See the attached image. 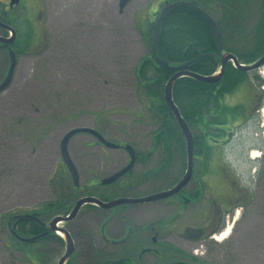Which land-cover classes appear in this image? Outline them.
I'll return each instance as SVG.
<instances>
[{
	"label": "rangeland",
	"instance_id": "rangeland-1",
	"mask_svg": "<svg viewBox=\"0 0 264 264\" xmlns=\"http://www.w3.org/2000/svg\"><path fill=\"white\" fill-rule=\"evenodd\" d=\"M43 1L47 6L52 50L32 60L31 80L26 87L0 97V238L9 240L6 226L9 216L27 211L45 213L43 220L49 225L54 217L71 211L78 198L100 194L102 189L95 190L90 182L108 178L126 161L124 151L108 148L90 134H76L69 142V154L80 176L79 187L75 188L61 157L60 143L66 133L75 128H92L108 141L127 142L148 151L152 135L159 127L148 109L149 104L141 96L137 68L150 54L148 29L156 22L164 0H132L122 13L120 0ZM262 10L263 0H252L251 27ZM262 71L257 75L264 81ZM231 96L224 98L228 106L232 104ZM236 140L224 152L238 166L242 181L253 188V199L236 208L233 217L226 218L220 232L214 234L230 227L226 240L206 241V256L212 264H264V191L256 185L258 172L264 165L263 162L260 166L258 160L264 156L259 149L251 148L250 151L260 156L250 158ZM256 142L249 138L244 140V145L250 148ZM180 168L175 162L167 171L170 177L165 181L169 183L151 182L149 188L140 185L136 192L142 194L151 188L171 185L170 180L181 175ZM194 174L196 179H202L199 168ZM205 179L201 201L178 208L182 213L186 211L187 222L192 226L199 225L205 205H211L210 184L217 185L210 172ZM112 192L119 195L120 190ZM124 194L134 196L132 192ZM56 202L60 204L59 210L48 208V204ZM160 204L136 208L145 211L159 208L156 219L162 220L175 207L170 206V200ZM107 213L84 206L73 220L59 223L70 232L75 243L74 255L66 264L106 263L109 249L99 232ZM140 223H146V219ZM174 241L184 251L189 248V243L171 238L172 246ZM201 243H193L192 250L202 251ZM65 247V242L51 240L14 249L13 253L16 259H26L25 253H30L39 256L42 264H57ZM201 251L198 257H204ZM7 259L8 250L1 241L0 260Z\"/></svg>",
	"mask_w": 264,
	"mask_h": 264
},
{
	"label": "flooded vegetation",
	"instance_id": "flooded-vegetation-1",
	"mask_svg": "<svg viewBox=\"0 0 264 264\" xmlns=\"http://www.w3.org/2000/svg\"><path fill=\"white\" fill-rule=\"evenodd\" d=\"M166 2L168 1L164 0L163 5ZM46 9L47 6L43 0H0V97L8 91H15L22 86L26 87L31 80L32 60L47 51L51 52V35L47 26L49 20ZM229 63L233 64L231 61L227 64ZM260 72L261 70L246 72L248 79L232 94H229L233 96H231L232 101L230 100L232 104L226 105L230 108V112L227 114V122L217 126V132L212 134L206 132L207 138L204 142H198L194 137L193 176L190 182L179 192L163 200L139 204L127 203L111 209L91 205L95 210L100 209L108 212L101 220L99 232L103 244L109 249L106 255V263H213L206 256L208 251L206 241L209 238H214V234L220 232L226 218L231 219L236 208H242V206L249 204L254 194L253 188L242 181L243 175L238 174V166L233 163L232 159L226 157L224 151L234 139H237V144L243 146L242 150L250 158H255L253 157L254 152L250 151L251 148L259 149L264 156V81L257 75ZM25 114H27L26 110ZM249 138L257 141L250 148L244 145V140ZM151 141L152 146L148 151H141L135 145L127 142H115L119 147L111 149L124 151L127 158L125 163L111 175L127 166L131 161V154L126 149L127 145H131L134 149L135 164L126 174L111 184L103 185V178L93 179L90 186L94 187L95 190L102 189L100 192L105 194L106 200L97 192L93 193V196L108 202L119 198H143L174 188L185 175L187 153L185 152L184 157L180 152L172 150L173 157L169 158L168 163H165L167 153L159 145L154 148V135H152ZM209 145L214 149L211 158H209L206 148ZM262 159L263 157L258 160L260 166ZM150 161H153V164H150ZM175 162L181 165V175L170 180L171 185L167 184L163 189L157 190L151 188L142 194L136 192L140 185H146L149 188L151 182L169 183L165 181L170 177V172L167 171L171 170ZM197 168L200 169V178H202L200 180L196 179L194 174ZM219 171L221 175L218 177ZM209 172L212 178L217 179V185L210 184L212 188L210 193L211 205H205L199 225L192 226L187 222L186 211L182 213L180 210L178 211V208L201 201L202 183L207 181L205 178ZM204 175L206 177H203ZM114 190H120L119 195L112 192ZM126 192H132L134 196H127L124 194ZM108 193L111 195H107ZM164 200H170L172 202L170 206L175 208L162 220L156 219L159 208H153L154 210L148 208L146 211L136 208L145 205L153 207L155 203L161 205L160 202ZM69 212L65 213V216ZM44 215L45 213L27 211L11 215L8 218L5 217V219L7 218L6 226L10 240L0 238V242L2 241V247L8 250L9 259L0 260V263H43L38 260L39 256H32L30 253H25L26 259H16L13 252H15L14 249H21L26 245L41 244L52 240V235H56L57 232L52 231L47 222L43 220ZM143 219H146V223L140 225ZM59 227L64 228V226ZM171 238L172 241L181 239L189 243V248L184 251L183 248L179 247L177 241L173 242L176 246H172ZM199 241H202L201 248L203 250L196 249L194 252L192 244ZM64 242L65 240L62 238L60 244ZM73 244L75 252L74 240ZM199 251L204 254V257H198ZM169 254H171V258ZM186 257L188 260L185 259Z\"/></svg>",
	"mask_w": 264,
	"mask_h": 264
},
{
	"label": "trees",
	"instance_id": "trees-1",
	"mask_svg": "<svg viewBox=\"0 0 264 264\" xmlns=\"http://www.w3.org/2000/svg\"><path fill=\"white\" fill-rule=\"evenodd\" d=\"M175 2L180 0H167ZM196 4L215 20L223 41V51L209 24L194 9L176 7L165 18L157 47V55L170 66L184 64L199 55L190 70L202 75H214L225 53L234 54L240 63L251 64L264 54V7L255 25L251 27L252 0H181ZM159 14H157L158 17ZM155 23L148 29L151 38L150 54L137 68L141 96L149 104V110L159 127L154 131V148L164 149L166 161L173 157L171 151L185 157L186 144L179 126L164 100L165 87L174 72L152 61V38ZM248 79L245 71L227 64L222 78L215 83L201 82L192 77H181L174 83L173 99L180 113L198 142L206 140L205 133L217 132V126L225 124L230 108L224 103L225 96L232 94ZM197 130V133H194ZM211 157L213 147H206ZM200 149V148H198ZM264 157L262 159V165ZM262 167V166H261ZM258 172L257 189L264 191V165ZM100 196L106 200L105 194ZM94 194H88L93 196ZM79 199V198H78ZM60 204H48L51 210H59ZM61 208V207H60ZM66 212L68 211L65 210ZM52 240L62 242L53 234ZM129 264V263H106ZM132 264V263H130Z\"/></svg>",
	"mask_w": 264,
	"mask_h": 264
},
{
	"label": "water",
	"instance_id": "water-1",
	"mask_svg": "<svg viewBox=\"0 0 264 264\" xmlns=\"http://www.w3.org/2000/svg\"><path fill=\"white\" fill-rule=\"evenodd\" d=\"M132 0H120L119 1V9L120 13L123 12V10L126 8V6L130 3ZM264 4V0H263ZM180 6H187L192 9H194L200 16L203 17V19L209 24L210 28L213 31V34L216 38V41L219 46V50H223V41L222 36L220 34V31L217 27V24L215 20L209 15L206 11H204L202 8L198 7L196 4L188 1H175V2H166L162 10L160 11V14L155 22L154 30H153V38H152V61L160 66L166 67L174 72L172 77L169 79V81L166 84L165 92H164V100L167 104L168 108L171 110L179 129L184 137L185 144H186V153H187V169L185 172L184 177L182 180L172 189L163 191L160 193H156L150 196H146L143 198H119L114 199L112 201L105 202L97 197L94 196H84L77 200V202L74 204L72 210L70 213L63 217V216H56L52 219L49 226L50 229L54 232H61L64 236L62 238L65 240L66 248L64 254L60 257L57 264H66L71 255L74 252V244L72 237L70 233L63 227H59L58 224L60 222H68L73 220L79 213L80 209L86 205H96L98 207H101L103 209H111L116 206H120L122 204L127 203H145V202H154L158 200H163L165 198H168L177 192H179L184 186H186L193 176V166H194V136L192 133V130L188 126L187 122L182 117L179 108L174 102L173 99V86L176 80H178L181 77H192L194 79H197L201 82L206 83H215L218 82L222 76L224 75V72L226 70L227 63L229 61L233 62L234 66L237 69H240L242 71L251 72V71H257L264 67V54L256 60L254 63L249 65H244L239 62L237 57L231 53H225L221 59V67L219 69V72L214 75H202L196 72H193L190 70L191 64H193L198 58L203 57L205 55H199L195 57L194 59L181 64L177 66H170L168 62L162 60L157 55V47L158 42L161 34V28L163 25V22L167 15L169 14V11ZM5 86V85H4ZM80 133H87L92 136H94L96 139H98L104 146L108 148H118L119 145L108 141L104 138L103 135H101L97 130L92 128H75L70 130L66 135L62 138L60 143V150H61V157L62 161L67 167V170L71 176L72 182L74 187H79L80 184V176L79 172L75 166V164L72 162V159L69 154V142L73 136ZM126 149L131 154V161L127 166H125L123 169L119 170L118 172L114 173L113 175L109 176L108 178H105L102 180V184H111L115 181H117L120 177H122L124 174H126L135 164V155H134V149L131 145H127ZM59 234V233H57ZM61 236V235H60ZM33 241L34 239H29ZM184 264V263H179Z\"/></svg>",
	"mask_w": 264,
	"mask_h": 264
},
{
	"label": "bare ground",
	"instance_id": "bare-ground-1",
	"mask_svg": "<svg viewBox=\"0 0 264 264\" xmlns=\"http://www.w3.org/2000/svg\"><path fill=\"white\" fill-rule=\"evenodd\" d=\"M264 70V69H263ZM262 72H264V71H262ZM263 118H264V111H263ZM260 155H259V153L258 152H254L253 153V157H255V158H257V157H259ZM230 232H231V228L230 227H227L222 233H220V234H218L216 237H215V239L217 240V241H224V240H226L227 238H228V236L230 235ZM59 233V235H61V236H64L61 232H58Z\"/></svg>",
	"mask_w": 264,
	"mask_h": 264
}]
</instances>
